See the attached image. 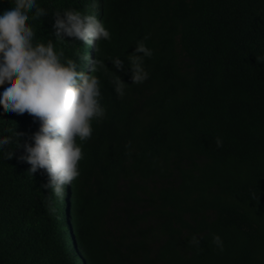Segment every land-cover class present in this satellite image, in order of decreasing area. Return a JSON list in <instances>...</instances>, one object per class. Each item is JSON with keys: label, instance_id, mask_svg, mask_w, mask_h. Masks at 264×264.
I'll use <instances>...</instances> for the list:
<instances>
[{"label": "trees", "instance_id": "16d2710c", "mask_svg": "<svg viewBox=\"0 0 264 264\" xmlns=\"http://www.w3.org/2000/svg\"><path fill=\"white\" fill-rule=\"evenodd\" d=\"M37 3L38 41L81 66L100 58L128 85L118 97L112 72L96 73L106 114L62 196L22 148L0 150V264H264V0H97L111 33L98 50L50 36L53 11L91 0ZM144 37L149 77L131 84L125 56ZM12 128L22 144L38 121L0 108V134Z\"/></svg>", "mask_w": 264, "mask_h": 264}, {"label": "clouds", "instance_id": "9594fccd", "mask_svg": "<svg viewBox=\"0 0 264 264\" xmlns=\"http://www.w3.org/2000/svg\"><path fill=\"white\" fill-rule=\"evenodd\" d=\"M93 11L82 12L63 8L52 12L50 36L63 43L82 42L98 50V42L111 39L110 30L97 19ZM32 10L31 15L29 10ZM47 10L37 0H7L0 6V108L16 114L27 112L38 121V128L21 144L25 133L14 128L11 134H0V150L5 159L13 156V147L22 148L17 157L29 165L28 172L43 170L48 180L42 186L60 197L64 189L80 175L79 162L83 159V142L93 132V122L106 114L102 104L101 71L112 72V89L118 97L125 95L127 83L116 72L106 67L104 60L84 57L86 67L76 59L65 56L53 39L37 40L29 19L42 18ZM147 37L136 41L126 54L131 84L143 83L149 77L145 58L153 51L145 44ZM116 70H123L125 61L119 55L109 60ZM216 145H222L216 138ZM199 237L191 243L199 247ZM212 241L223 250V241L213 234Z\"/></svg>", "mask_w": 264, "mask_h": 264}]
</instances>
